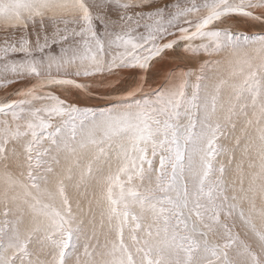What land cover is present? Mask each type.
I'll return each instance as SVG.
<instances>
[{
  "label": "snow or ice",
  "instance_id": "snow-or-ice-1",
  "mask_svg": "<svg viewBox=\"0 0 264 264\" xmlns=\"http://www.w3.org/2000/svg\"><path fill=\"white\" fill-rule=\"evenodd\" d=\"M0 264H264V0H0Z\"/></svg>",
  "mask_w": 264,
  "mask_h": 264
},
{
  "label": "rangeland",
  "instance_id": "rangeland-1",
  "mask_svg": "<svg viewBox=\"0 0 264 264\" xmlns=\"http://www.w3.org/2000/svg\"><path fill=\"white\" fill-rule=\"evenodd\" d=\"M3 33H0V37H2Z\"/></svg>",
  "mask_w": 264,
  "mask_h": 264
}]
</instances>
